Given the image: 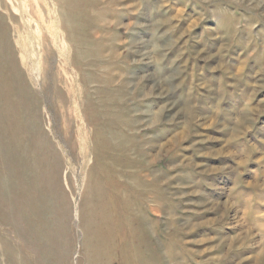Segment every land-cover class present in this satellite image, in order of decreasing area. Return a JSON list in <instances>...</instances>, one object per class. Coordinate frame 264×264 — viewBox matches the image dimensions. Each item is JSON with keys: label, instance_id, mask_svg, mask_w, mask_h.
Listing matches in <instances>:
<instances>
[{"label": "rangeland", "instance_id": "obj_1", "mask_svg": "<svg viewBox=\"0 0 264 264\" xmlns=\"http://www.w3.org/2000/svg\"><path fill=\"white\" fill-rule=\"evenodd\" d=\"M1 48L0 264H264V0H0Z\"/></svg>", "mask_w": 264, "mask_h": 264}, {"label": "bare ground", "instance_id": "obj_2", "mask_svg": "<svg viewBox=\"0 0 264 264\" xmlns=\"http://www.w3.org/2000/svg\"><path fill=\"white\" fill-rule=\"evenodd\" d=\"M2 48H1V51H0V53L2 52ZM1 79H2V81H3V83H4V85H3V88L2 89H5L6 88V93L4 94V97H3V99H2V101H0L1 102V105L2 106H0V108L2 109V107L4 108V110L6 109L7 111H10V107H8V105H9V102H11V95H12V92H13V86H14V83L12 82V80H11V76H10V74L7 76H2L1 75ZM13 84V85H12ZM5 85H6V87H5ZM9 94V95H8ZM8 95V96H7ZM0 98H2V97H0ZM2 131V130H1ZM7 133V135H8V133L9 132H6ZM8 137V136H7ZM6 140V139H5ZM12 153V152H11ZM1 155V154H0ZM12 159L17 163V162H19L20 160H21V158H20V156H19V154H16V153H14L13 152V155H12ZM7 162H8V159H7ZM1 164V163H0ZM10 165V164H9ZM4 171V170H3ZM14 174V173H13ZM4 179H5V177H4ZM6 181L8 180V179H5ZM0 183H1V180H0ZM6 185V184H5ZM9 186H10V183H9ZM13 195V194H12ZM7 200V199H6ZM11 205H13L12 204V202L10 201V202H5V201H3V202H1V200H0V220H2L3 222H12L11 224H12V226L13 227H15L16 225H15V223H16V219H17V216H18V210L17 209H15V207H13V206H11ZM17 207V206H16ZM18 208V207H17ZM34 212H36V213H38V209H36V210H34V209H32ZM31 211V210H30ZM40 214V213H39ZM38 214V215H39ZM33 215L34 216H36L35 215V213H33ZM38 215H37V217H38ZM39 217H40V215H39ZM40 221V220H39ZM30 228H33L32 229V232H33V234H37L38 236H39V238L43 235L42 234V232H41V230H37L36 228H34V226H30ZM107 231H108V229H107ZM32 235V234H31ZM48 235V234H47ZM37 236V237H38ZM36 237V238H37ZM48 237V236H47ZM50 237V236H49ZM103 237V236H102ZM38 238V239H39ZM43 240V239H42ZM103 240V239H102ZM100 241V240H99ZM101 244V243H100ZM108 244V243H107ZM105 245V244H104ZM100 246V245H99ZM106 246V245H105ZM101 247V246H100ZM104 248V247H103ZM100 249V248H99ZM106 250V249H105ZM101 252V251H100Z\"/></svg>", "mask_w": 264, "mask_h": 264}]
</instances>
